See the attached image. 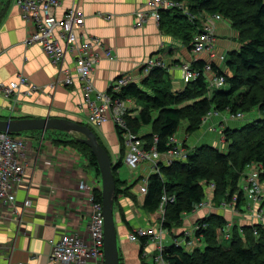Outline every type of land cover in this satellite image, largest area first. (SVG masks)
<instances>
[{
  "label": "crops",
  "instance_id": "1",
  "mask_svg": "<svg viewBox=\"0 0 264 264\" xmlns=\"http://www.w3.org/2000/svg\"><path fill=\"white\" fill-rule=\"evenodd\" d=\"M75 4L86 16L83 31L102 41L95 47L100 54V60L93 72L98 90L107 91L121 73L131 75L134 82L141 84L146 76L142 73V65L156 56L162 57L170 66L167 71L170 88L177 90L186 85L180 65L192 59L191 50L180 39L164 32L153 15L150 14L142 24L138 22V11L152 12L150 0H62L56 8L57 16L62 18L66 10ZM108 15L111 17L107 18ZM32 30L33 26L22 17L16 0H0V84H7L23 74L32 85L40 88L39 91L28 93L27 87L22 86L11 97H7L0 90V118L50 115L87 123L108 150L116 153L117 159L112 156L116 165L122 158L119 159L120 144L115 125L111 122L102 125L88 123V108L84 103L79 80L71 85L63 82L62 67H68L77 75L75 54L67 53L63 65H56L39 44L27 43ZM231 31V25L226 20L218 23L219 53H227L228 50L240 47L238 42L239 45L232 38H227ZM106 46L114 58L106 57ZM217 64L225 68L224 63ZM133 102L134 107L129 115H137L141 110L138 102ZM256 112L258 117L262 116L259 110ZM229 116L231 114L226 112L221 117L210 119L218 129L213 132L208 127L203 129V126L201 129L205 132L198 135L192 147L204 138H209L213 140L214 146L225 149L226 142L220 130L223 127L222 122L226 123L225 127H237L238 121L241 123V119ZM49 131L33 130L20 134L27 139V146L24 149V183L17 189V203L21 205L27 197H31L34 203L19 219L16 218L18 215L0 219L1 260L26 261L29 264H67L50 261L49 240L64 233H74L89 239L94 215L92 196L94 189L102 190L101 176L90 160L76 148L47 138V134H51ZM51 131L64 134L62 131ZM149 132L150 126H145L141 135ZM122 162L126 165L124 159ZM120 168L117 170V178L120 180L121 189L130 187V193L121 192L115 200L121 264H148L149 256L153 257L154 254L153 244L150 243L142 250V242L130 240L129 235L132 228L135 230L137 227L155 226L159 222L160 217L156 212L147 213L143 209L146 194L140 193L143 178L150 175L151 170L147 163H142L135 173L137 175L126 174L121 177ZM137 180V184L133 185ZM82 184H87L88 187H82ZM245 205L247 208L248 203ZM215 208H203L186 214L183 226L171 233L173 240L170 244L176 237L180 238L185 229L192 228V224L210 212L224 215L228 221L237 218L234 217L235 213L232 214L225 207ZM120 212L125 214L129 226L122 219V222L119 221ZM2 215L8 214L3 212ZM238 218L240 223L235 222V225H251L254 222L249 215Z\"/></svg>",
  "mask_w": 264,
  "mask_h": 264
},
{
  "label": "trees",
  "instance_id": "2",
  "mask_svg": "<svg viewBox=\"0 0 264 264\" xmlns=\"http://www.w3.org/2000/svg\"><path fill=\"white\" fill-rule=\"evenodd\" d=\"M177 1H186L196 18L190 19L179 8H171L161 10L159 24L164 32L180 39L190 50L205 15L219 13L231 25L240 47L227 51L223 62L226 69L213 64L215 74L225 75L226 85L215 89L209 87V75L204 71L205 59L193 62L199 75L177 90L170 88L166 69L155 67L143 77L141 84L131 82L114 96L136 100L141 106L137 115L125 116L128 129L141 137L147 150L154 145L157 136V148L165 152L171 147L170 137L177 134L183 124L186 135L195 134L204 126V117L211 110L245 115L257 109L263 115L241 127L226 126L223 129L225 149L208 143L192 147L185 138L184 145L190 148L188 159L172 165L160 164V172L149 175L143 202L147 213L158 210L164 194L175 195V201L167 205L164 220V228L170 233L182 227L185 215L196 211L206 199L209 185L215 186L213 201L216 206L232 201L237 193L235 206L240 210L246 197L239 185L244 181L249 165L261 167L260 180L264 182V0ZM145 126H150L151 132L141 135ZM116 130L121 142L120 152L125 156V129L116 127ZM56 142L76 148L101 176L97 158L88 144L76 137L61 138ZM122 164L119 160L114 167L116 196L121 192L130 193V187L121 189L117 178V170ZM94 196L96 201L102 202V190L94 189ZM121 215L129 226L125 214L121 212ZM197 223L200 228L195 236L205 243L204 248L197 246L189 250L175 242L166 245L163 256L169 264H264V223L236 224L229 246H224L221 236L228 223L224 215L210 212ZM141 242L143 250L147 238H142Z\"/></svg>",
  "mask_w": 264,
  "mask_h": 264
},
{
  "label": "built area",
  "instance_id": "3",
  "mask_svg": "<svg viewBox=\"0 0 264 264\" xmlns=\"http://www.w3.org/2000/svg\"><path fill=\"white\" fill-rule=\"evenodd\" d=\"M62 0H16V4L21 10L22 17L33 26L27 43L39 44L46 55L56 64L62 66L67 53L75 54L76 74L68 67H62L64 76L63 82L66 85L73 84L79 80L83 92L84 103L88 108V123L102 125L108 121L116 124V127L125 129L123 132L125 143L124 161L131 169H138L139 166L146 162L149 165L151 173L160 172V164L172 165L176 161L185 162L188 159L190 148L184 145L177 134L170 137L169 143L171 147L160 152L157 148L158 137L154 138V145L151 149H145L142 145L141 137L133 133L125 123V116L134 107L132 99L115 98V94L119 93L125 85L134 82V78L126 73H121L113 80L107 91L98 90L96 88L93 72L100 60V54L95 47L102 41L95 37L89 36L83 31L86 16L79 10L78 5L69 7L62 18L56 14V8L60 6ZM152 12L140 10L136 13L138 22L142 24L144 20L151 14L157 21L160 19L161 10L179 8L190 19L196 18V15L190 11L186 1L177 0H150ZM111 16L108 15L107 18ZM223 21V17L219 13L207 14L202 17L201 28L195 34L192 40L191 52L193 57L189 61L181 63L183 71V81L185 84L194 80L199 72L193 68V62L205 59L206 64L204 71L208 73V85L211 89L221 88L226 85L225 75L214 73L213 64L223 63L226 60V53L218 52V36L217 23ZM104 53L106 57L114 58L110 49L106 46ZM155 67H162L166 71L170 70V66L160 56L152 57L142 65V73L148 75ZM25 86L27 92L32 93L39 91V86L32 85L29 79L23 75H18L17 79L9 83L0 84V90L7 96L11 97ZM228 113V112H227ZM222 113L211 110L204 117V123L210 118L220 116ZM231 114V113H230ZM234 119H242L244 114H231ZM221 127V133L223 129ZM212 127L211 130H217ZM219 130V131H220ZM224 136V135H223ZM27 146V139L18 133H9L0 131V219L16 218L19 219L24 211L33 206V199L27 197L21 205L17 203V189L24 183L25 161L24 149ZM260 168L257 165H249L245 172L244 186L245 203L251 210L249 215L254 222L264 223V182L260 180ZM150 173V174H151ZM148 176L143 178L140 185V193L146 194L148 191ZM82 187H88L82 184ZM212 192L214 184L209 185ZM214 193V192H213ZM212 193V194H213ZM208 196L202 201L196 211L208 208L213 209L216 205ZM94 215L90 224L89 239L74 233H64L58 238L49 240L51 251L49 258L51 262H61L67 264H105L104 251V217L102 212V202H98L93 194ZM175 201V195L162 196L160 205L156 213L160 219L157 225L148 227H137L133 230L129 238L132 241H141L147 238V245L150 243L154 246V263L153 264H169L163 256L165 250L164 240L169 232L164 228V220L166 218V208L169 202ZM237 197H234L230 204L224 203L226 206L236 209ZM7 212L8 215H2ZM235 222L228 221L223 229L222 240L232 239V229ZM200 228L197 223L194 228L185 229L180 238H175L174 242L178 246L192 250L197 247L199 240L196 238V232ZM257 234V231L254 232ZM145 252V251H144ZM144 254H147L146 252ZM0 264H29L26 261L14 262L12 260H1Z\"/></svg>",
  "mask_w": 264,
  "mask_h": 264
},
{
  "label": "water",
  "instance_id": "4",
  "mask_svg": "<svg viewBox=\"0 0 264 264\" xmlns=\"http://www.w3.org/2000/svg\"><path fill=\"white\" fill-rule=\"evenodd\" d=\"M57 130L75 134L88 144L97 158L102 180V212L104 217L105 264H121L118 224L115 211L117 181L114 174L115 163L107 147L99 140L97 133L87 123L63 116L0 118V131L21 133L25 131Z\"/></svg>",
  "mask_w": 264,
  "mask_h": 264
},
{
  "label": "rangeland",
  "instance_id": "5",
  "mask_svg": "<svg viewBox=\"0 0 264 264\" xmlns=\"http://www.w3.org/2000/svg\"><path fill=\"white\" fill-rule=\"evenodd\" d=\"M224 21V20H223ZM219 22H222V20L221 21H218V23ZM218 23H217V26H218ZM217 31H218V27H217ZM217 36H218V34H217ZM227 38H232V41H235V43L237 44V45H239L240 43H239V41L237 40V38H235L234 37V32H233V30L231 31V33H230V37L229 36H227ZM219 39V38H218ZM239 44H238V43ZM226 69V68H225ZM254 111H255V114H254ZM256 111H258L257 109H254V110H252L250 113H247V114H245V117L244 118H242L241 119V123H240V121H238V123H239V125L237 126V127H240V126H243L245 123H247V122H249V121H253V120H255V119H258V118H260V117H258L257 115H256V113H258V112H256ZM261 112V111H260ZM226 113V112H225ZM261 115H263V113L261 112ZM222 116V114L220 115V116H217V117H212V118H210V119H213V118H218V117H221ZM229 117H231V118H233L232 116H229ZM108 122H111V123H113L114 125H115V128H116V124L114 123V122H112V121H108ZM225 125H226V123L225 122H222V126H224L225 127ZM205 127H208V129L209 130H211V128L212 127H214V125H213V123H211L210 122V120H208L205 124H204V127H203V129L205 128ZM233 127H235V126H233ZM203 129H201V130H199L198 132H196L195 134H191V135H186L187 133H186V131H185V126H184V124L181 126V128L179 129V132L177 133L178 134V137L181 139V140H184L187 136V144H189L190 146H192V144L195 142V140L197 139V137H198V135L200 134V133H203V132H205V130H203ZM211 131H213L214 132V130H211ZM49 132H51V134H47L48 136H47V138H51L52 140H55V141H57V139H68V138H70V137H75L74 135H72V134H68V133H66V132H64V134L63 133H59V132H54V131H49ZM116 132H117V130H116ZM206 133H210V132H206ZM69 135V136H68ZM118 135V134H117ZM118 142H119V144H120V147H121V142H120V140H119V137H118ZM205 143H211V144H213V140L212 139H209V138H204L202 141H200L199 143H197L198 145H201V144H205ZM214 145V144H213ZM218 145H220V146H222L221 145V143H219L218 142ZM108 146H110V145H108ZM217 146V145H216ZM219 147V146H218ZM221 148V147H220ZM111 151V150H110ZM111 153V155L114 157V159H117V158H115V156H116V153H113L112 151L110 152ZM119 159H121L122 158V161H123V159L125 158V156L124 155H122L121 154V152H119ZM124 163V162H123ZM143 163H146V162H143ZM136 171L138 172V169H131L129 166L127 167L126 165H122L121 166V168H120V173H121V177H125L126 176V174H128V175H133V174H135L136 173ZM135 175H137V174H135ZM240 189H242V191H244V189H243V186H244V183H243V180L241 181V183H240ZM206 189H207V193H208V198H207V200L208 201H210L211 199H213V194H212V189H211V187L209 188V186H208V188L206 187ZM210 189H211V193H210ZM244 194H245V191H244ZM237 196V193H235V195H234V197H236ZM233 197V198H234ZM214 200V199H213ZM228 204H230V201H228L227 202ZM216 208L215 209H218V208H220V206H215ZM221 207H225L226 209H228L229 211H231L232 212V214L233 213H235V215L236 216H234V217H237V218H232V216H231V218H232V220L234 221V222H236V223H240V221H239V218L238 217H240V218H245V217H247L248 215H251V210H250V208H249V206L246 208V205H245V203H244V205H241V208H240V210H236V209H232V208H230V207H228V206H226L225 204H223V205H221ZM230 212V213H231ZM118 219H119V221H121V219H122V215H121V212L119 213V215H118ZM236 219V220H235ZM122 222V221H121ZM197 224V221H196V223H194V224H192V228H194L195 227V225ZM172 240H173V237H172V235H171V233L170 232H168L167 234H166V238H165V240H164V245H169L170 244V242H172ZM223 241V243H224V246H229L230 244H231V240L229 239V240H222ZM204 246H205V243L204 242H202L200 245H199V247H201V248H204ZM152 255H150L149 257H150V261L148 262V264H153L154 262V257H151Z\"/></svg>",
  "mask_w": 264,
  "mask_h": 264
}]
</instances>
